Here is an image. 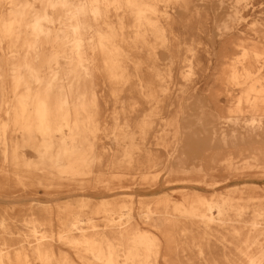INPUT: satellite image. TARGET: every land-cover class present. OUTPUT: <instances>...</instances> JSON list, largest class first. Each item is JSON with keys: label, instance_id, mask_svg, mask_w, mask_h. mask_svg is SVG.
<instances>
[{"label": "bare ground", "instance_id": "6f19581e", "mask_svg": "<svg viewBox=\"0 0 264 264\" xmlns=\"http://www.w3.org/2000/svg\"><path fill=\"white\" fill-rule=\"evenodd\" d=\"M201 1L0 0V159L20 164L26 150L59 179L81 182L102 162L101 102L118 104L128 90L152 104L200 95L198 105L203 107L210 105L206 97L216 96L211 93L214 80L242 89L227 112L216 115L228 130L215 126L207 135V130L194 128L207 127L201 119L183 129L194 131L192 141L211 145L217 155L227 147L238 150L239 157L249 153L245 167L263 171L264 0ZM211 14L215 22L209 42H186L191 31L180 24L203 22L200 18ZM250 16L251 32L244 37L240 26ZM101 91L109 92V97ZM158 109L152 108L136 128L118 123L113 128L120 155L114 163L119 168L139 165L145 149L136 138L145 142ZM175 123L165 128L159 145L169 143L165 137L171 129L178 141L182 131ZM245 145L254 150H243ZM146 154L147 162H158ZM229 154L226 169H234L237 155ZM194 155L200 160L201 155ZM201 166L197 171L208 173ZM188 169L178 164L177 172ZM41 206L44 221L34 216L25 220L27 246L12 241L17 233L0 220V264H78L66 249L81 264H177L163 252L161 237L139 228L163 225L165 219L156 215L166 207L146 213L131 200L113 208L102 201L92 214L104 215V227L94 223V216L85 217L83 210L69 212L59 218L62 231L54 238L43 228L54 225V207ZM173 214L199 220L202 232L192 238L191 247L201 255L202 264H264L263 194L228 192L191 205L173 203Z\"/></svg>", "mask_w": 264, "mask_h": 264}, {"label": "rangeland", "instance_id": "374dc122", "mask_svg": "<svg viewBox=\"0 0 264 264\" xmlns=\"http://www.w3.org/2000/svg\"><path fill=\"white\" fill-rule=\"evenodd\" d=\"M198 1L203 3L201 0ZM262 17L264 16L262 15ZM200 20L204 21L180 24L181 29L191 31L187 33L189 36L186 42L191 43V39L208 41L207 39L213 31L215 17L211 14L207 19L200 18ZM253 20L250 16L247 18V22L240 26L243 31L242 36L247 37L246 34L251 32L250 27ZM200 57L203 58V55ZM211 73L215 74L213 69ZM210 84L212 85L211 93H215L216 96L206 97L210 105L203 107L198 105V102H202L199 100L200 95H197L199 98L195 96L192 99L188 95L187 101L164 98L160 104H152L146 99L140 98L138 92L132 94L128 90L123 95V101L118 104L113 101L110 103L101 102L99 107L102 113L99 123L104 129L100 133L98 152L102 157V162L92 168L91 173L87 175L88 179L81 182L72 178L59 179L55 172L53 173L49 168L39 164L34 153L26 150L19 158L23 161L22 163H30V167L24 166L22 163H14L11 160L0 159V220H6L9 228L17 233L12 237V241L18 245H28L25 238L29 235V226L25 220L29 221L34 216L41 222L44 221L46 218L39 214L42 212L43 206L41 205L50 204L54 207L51 215L54 217V225L50 227L51 229L45 226L43 228L50 230L49 234L56 238L57 234L62 231L60 224L62 221L59 218H65L69 212L79 213L83 210L82 213L87 214L85 217H93L92 210L102 201H108L113 208L129 203L131 200L137 209H142L146 213L147 210L155 212L159 209L163 212L168 208L163 214L156 215L157 219L159 217L165 219L163 225L158 224L153 228L142 224L139 228L143 233L150 231L161 237L163 252L175 263L202 264L201 255L191 247L192 238L202 232L199 220L189 219L182 215L175 216L173 203L180 202L191 205L203 197L210 199L211 196L228 192H236V195H240V192L256 191L257 195H264V170L260 171L253 166L245 167L244 158L249 153L244 152L243 157H239L235 153L238 150L227 147L220 155H217V150L211 145L207 144L203 147L202 143L196 144L192 141L196 138L195 133L192 135L194 131L183 129L185 125H189L193 121L198 122L201 119L200 122L206 124L207 127L196 126L194 128L200 131L207 130V135H212V129H216L215 126H221L224 131L228 130L227 126L224 124L222 126L217 122L216 115L225 114L230 107L229 104L239 98L242 89L234 87L233 84L226 83V81L220 84L212 80ZM101 92V95L109 97V92ZM203 97L205 98V96ZM212 103H215L217 107ZM156 107L159 109L152 117L153 128L146 136L145 142L141 140L140 136L136 138L138 143L142 145L144 143L143 148L145 149L140 155L142 159L139 165L135 164L132 167L125 165L119 168V165L114 163V160L120 158V155L116 141L113 140L114 136L111 134L113 128L117 123L120 126L130 124L131 128H136L141 125L152 108ZM116 109L120 112L119 115L116 114ZM122 109H126V112H121ZM175 122L179 123L180 131H182V134L177 138L178 141L174 138L175 130L171 129L165 137L169 143L159 145L158 138L164 133L165 128H173L176 125ZM201 136L203 135L198 137L201 138ZM176 141L177 144H175ZM251 148L254 150L253 147L245 145L243 150ZM146 152L157 157L158 162H147ZM194 153L201 155L200 160L195 158ZM229 153L237 155L234 158L236 161L234 169H226L224 160L230 155ZM200 163L203 165L200 168L208 173L197 171L196 166ZM178 164H183L189 169L186 173L177 172ZM194 166L196 171L193 172L190 169H193ZM100 178L102 181L99 180ZM82 197L88 198L90 201H81ZM37 205L39 206L37 207ZM13 222H17L16 225H12ZM94 223L99 224L100 229L104 227L106 224L104 215L94 216ZM2 231L3 229L0 227V236L3 235ZM66 251L73 256L78 264H81L73 251L70 249H66Z\"/></svg>", "mask_w": 264, "mask_h": 264}]
</instances>
